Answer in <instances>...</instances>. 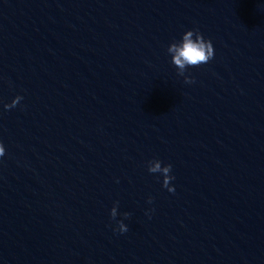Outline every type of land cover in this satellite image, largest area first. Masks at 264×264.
Segmentation results:
<instances>
[{
	"label": "water",
	"instance_id": "95a60500",
	"mask_svg": "<svg viewBox=\"0 0 264 264\" xmlns=\"http://www.w3.org/2000/svg\"><path fill=\"white\" fill-rule=\"evenodd\" d=\"M0 142V264H264V0H0Z\"/></svg>",
	"mask_w": 264,
	"mask_h": 264
},
{
	"label": "clouds",
	"instance_id": "9594fccd",
	"mask_svg": "<svg viewBox=\"0 0 264 264\" xmlns=\"http://www.w3.org/2000/svg\"><path fill=\"white\" fill-rule=\"evenodd\" d=\"M168 53L172 56V63L178 69V75L183 76L185 83H195V80L190 75H185L186 71L190 67H199L202 64L208 63L214 58V46L211 39H206L199 29H192L186 31L180 41L172 42L168 49ZM23 100L22 96L17 95L10 104H5V109L15 108ZM5 155V146L3 142H0V157ZM162 161L159 159H153L148 162V171L150 173L163 174V187L167 188L169 192H175L174 186H171L170 182L175 179L172 172V165L168 164L162 166ZM153 198L149 197L148 202L152 203ZM119 202L117 201L115 206L111 209V217L113 220L118 215ZM124 218L130 217V213H124ZM116 231L121 233L128 231V226L123 220L118 221V228Z\"/></svg>",
	"mask_w": 264,
	"mask_h": 264
}]
</instances>
